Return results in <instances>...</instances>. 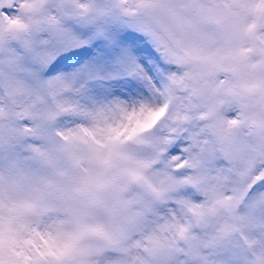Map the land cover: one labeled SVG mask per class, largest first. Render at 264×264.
<instances>
[{"label":"snow or ice","instance_id":"obj_1","mask_svg":"<svg viewBox=\"0 0 264 264\" xmlns=\"http://www.w3.org/2000/svg\"><path fill=\"white\" fill-rule=\"evenodd\" d=\"M0 264H264V0H0Z\"/></svg>","mask_w":264,"mask_h":264}]
</instances>
